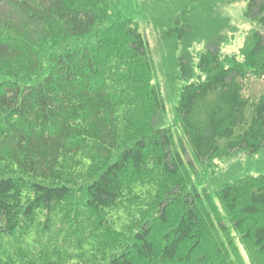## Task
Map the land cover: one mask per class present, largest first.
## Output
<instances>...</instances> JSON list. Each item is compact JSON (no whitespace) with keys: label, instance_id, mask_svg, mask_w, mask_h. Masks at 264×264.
Segmentation results:
<instances>
[{"label":"trees","instance_id":"1","mask_svg":"<svg viewBox=\"0 0 264 264\" xmlns=\"http://www.w3.org/2000/svg\"><path fill=\"white\" fill-rule=\"evenodd\" d=\"M244 1L228 54L222 0H0V264H264V164L212 173L264 150V0Z\"/></svg>","mask_w":264,"mask_h":264},{"label":"rangeland","instance_id":"2","mask_svg":"<svg viewBox=\"0 0 264 264\" xmlns=\"http://www.w3.org/2000/svg\"><path fill=\"white\" fill-rule=\"evenodd\" d=\"M223 3L218 7L217 12L229 21L228 29V43L222 48L224 53L232 54L238 52V49L241 48L244 44L245 37L250 30L255 28V26L248 20L243 17V12L245 8L244 0H222ZM139 24L140 32L144 34L149 42L152 51V57L155 65V79L154 83L159 86V89L162 92L163 98L166 102V125L173 127V107L175 96L171 93L170 89L167 86L165 73L163 71V53H165L164 48H160L158 43V37L147 20L142 19L140 16L137 17ZM233 30L229 32V30ZM263 34L264 31L260 30ZM201 49V43H196L192 50L195 53L199 52ZM253 93L262 92L264 90V81L251 83L249 88ZM260 90V91H259ZM174 128V127H173ZM214 170L212 173L219 174L220 178L222 175L231 176L232 174H242L250 173L255 174L256 169L259 164H264V150L256 156H249L248 154L240 153L228 158L218 159L214 163Z\"/></svg>","mask_w":264,"mask_h":264}]
</instances>
